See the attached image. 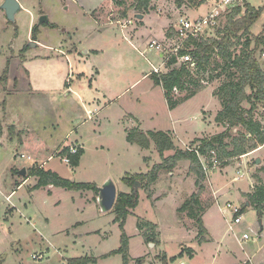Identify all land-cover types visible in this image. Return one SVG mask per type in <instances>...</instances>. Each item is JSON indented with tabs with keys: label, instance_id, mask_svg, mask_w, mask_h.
Listing matches in <instances>:
<instances>
[{
	"label": "rangeland",
	"instance_id": "obj_1",
	"mask_svg": "<svg viewBox=\"0 0 264 264\" xmlns=\"http://www.w3.org/2000/svg\"><path fill=\"white\" fill-rule=\"evenodd\" d=\"M111 1L116 18H121L123 10L130 9L135 3V0ZM157 1L158 4L155 1L153 4L160 10L152 14L167 21L168 24L162 27L165 38L180 16L193 19L209 15L215 7L212 1L205 3L206 0ZM244 1L262 10L261 18L251 29V35L256 37L264 27V0ZM21 2L24 8L16 15L15 22L0 12V131L4 130L7 135V138L0 139V264H73L75 258L87 259L86 264H123L121 254H112L120 248L123 234L119 223H114L116 214L101 211L99 201H95V192L56 188L50 197L44 189L32 190V185L37 183L35 177H30L26 186L17 189L16 182H23L25 178L19 175V171L25 167L29 169L37 162L42 168L45 166V170L55 171L72 182L102 187L112 181L118 194L131 193L132 188L125 178L147 174L157 162L163 163V159H158L153 142L149 149H143L127 141L123 127L130 118L128 113L141 120L142 128L139 123L135 125L140 131L176 129L179 141H175V145L178 149H197L201 146V138L194 139L195 143L188 141L194 138L193 135L199 136L203 129L213 131L215 121L209 128L204 119L209 117L207 112L215 116L217 110L222 109L216 93L226 78L221 75L219 81L199 86L201 93L198 94L194 90L178 95L175 92L178 100L188 102L170 114L160 90H154L155 96L149 93L154 83L151 78L130 87L151 71L148 61L123 39L118 26L102 29L91 21V12L98 6L109 4V0ZM42 14H46L48 23L54 27L40 25ZM130 18L137 21L135 15ZM149 21L147 25L152 29L164 24ZM225 23L224 18L217 27H223ZM36 26L40 44L32 47L30 42H35L32 30ZM215 33L216 29L210 31L211 36ZM27 45L29 49L24 50ZM66 48L71 51L76 48L78 54H59V50ZM91 49L101 52L93 55ZM140 50L143 51V47ZM147 57L157 64V57ZM27 58L34 61L27 62ZM214 60L222 63L219 58L214 57ZM259 60L264 67V56ZM98 71L102 74L97 85L101 92L92 93L90 84ZM127 88L131 89L110 103L117 93ZM136 96L140 102L136 101ZM94 98L99 100L95 104ZM243 107L249 109L250 105L244 102ZM149 111L157 113L154 121L147 118ZM256 113L255 120L264 127V106L259 105ZM12 123L17 127L11 126ZM218 127V132L225 130ZM188 128L191 136L187 133ZM74 145L83 150L80 167L76 168L62 161L69 157V149ZM37 146L45 148L43 157L36 156L42 151L36 152ZM174 153L171 151L165 156ZM211 154V158L200 156L202 163L210 167L201 195L203 206L215 202L212 182L218 188L225 185L217 192L218 203L205 215L215 242L207 245L203 252L199 247L201 237H197L196 219L189 211L182 216L178 214L186 199L199 191L197 176L190 172V163L181 162L170 173L160 172L157 182L150 188V196L145 184L136 182L139 183V205L125 225L130 264H136L138 259H143V264H244L250 259L252 264H264V213L260 215L255 208L246 207L242 223L236 225L227 207L228 203L243 207L246 201L239 191L249 190L252 183L253 186L257 184L254 176L264 181L261 172L264 149L247 159L233 160L225 169H222L224 165H214L216 153ZM241 175L239 181L233 182ZM227 183L230 184L227 186ZM12 191H15L14 195L8 198ZM139 224L143 226L141 234ZM149 224L156 226L155 245L149 241L153 234ZM184 247L195 250V257L190 259L187 251H183V257L172 261ZM165 253L172 258L164 260Z\"/></svg>",
	"mask_w": 264,
	"mask_h": 264
},
{
	"label": "trees",
	"instance_id": "obj_2",
	"mask_svg": "<svg viewBox=\"0 0 264 264\" xmlns=\"http://www.w3.org/2000/svg\"><path fill=\"white\" fill-rule=\"evenodd\" d=\"M153 1L155 0H135L130 9L136 10L141 15L146 14L149 12ZM190 2H193V0H190ZM128 10L123 15H126ZM261 16L262 10L245 3L244 8L238 7L227 15L225 25L217 29L214 36L201 42H192L195 46L193 54L200 65L205 69L213 68L214 71H218V79H220L221 75L226 78V81L216 93L222 109L215 118L217 123L228 127L225 132L201 140V146L189 151L178 149L171 135L166 132H149L145 134L137 128L128 132L127 141L131 144H137L143 149H149L153 142L160 157L163 159V163L154 166L147 174H137L133 177L125 178V182L132 188V192H121L117 196V201L112 211L116 214L115 222L119 223L123 234L120 248L112 254H121L123 256V264L131 263L129 237L125 232V225L128 216L131 215V211L135 210L139 205V192H135L136 182L145 184L144 187L150 196V188L157 182L161 171L170 173L181 162L188 161L190 163V172L197 176L199 191L186 199L179 208L178 214L182 216L188 211L191 213L196 219L199 236L201 237V242H203L206 241L207 235L202 216L206 207L203 206L200 198L205 189L203 184L208 175L203 169L200 156L211 158V153L215 152L217 162L220 165H229L233 160L245 156L258 149L259 146L264 145V127L254 118L255 114H257L258 106H264V70L259 60V57L264 53V27L258 36L253 37L251 35L252 27ZM44 25L54 27L49 23H44ZM37 35L38 26L32 30L34 41H37ZM29 47L27 45L24 50H28ZM215 56L219 57L222 63L215 62ZM175 63V60H171L169 66H173ZM151 77L156 86H162L164 89L170 109H174L184 102V100L173 98L175 89L190 91V88L186 87V83L189 82L191 84L192 82L188 81L185 68L171 70L165 75L152 74ZM195 87L194 93L198 94L201 88L197 85ZM244 102L250 105L249 109L243 107ZM169 151H174V155L165 158V152ZM82 155V149H79L76 155H69L73 168L79 166ZM261 172L264 173V167ZM27 173L24 180L30 177L37 179V184L32 187V190L54 186L72 191H93L97 195L99 194V187L95 184L72 182L62 178L54 171L45 170L38 164L27 169ZM254 178L257 184L252 193L244 195L246 203L242 207V214L246 207L250 206L255 208L260 215L264 213V181L259 176H254ZM20 184L16 182L17 187ZM149 227L153 231L149 241L152 244H156L157 235L154 233L156 226L149 224ZM138 228L142 230L143 226L139 224ZM178 258L174 257L171 260L176 261ZM90 261L96 262V260ZM87 262H89L87 259L72 261L73 264H86ZM136 264H143V259H138Z\"/></svg>",
	"mask_w": 264,
	"mask_h": 264
},
{
	"label": "crops",
	"instance_id": "obj_3",
	"mask_svg": "<svg viewBox=\"0 0 264 264\" xmlns=\"http://www.w3.org/2000/svg\"><path fill=\"white\" fill-rule=\"evenodd\" d=\"M3 1L4 0H0V5L3 3ZM19 1V3H20V5H21V7H22V9L24 8L23 7V4H22V2H21V0H18ZM110 2H109V4H107V5H103V6H101V7H97V8H95L91 13V21L93 22V24L95 25V26H97L98 28H102V29H105V28H109V26H112V25H114V26H118V25H116V24H114L116 21H118V20H122V21H127V20H131V21H133L132 22V24H130V25H126L125 27H123V28H121L120 26H118L119 27V29H120V32H121V34H122V36H123V39L126 41V42H128L131 46H132V48L136 51V52H138L142 57H144L147 61H148V63L150 64V66H151V71L148 73V74H146L145 76H143L140 80H138L137 82H135L134 84H132L130 87L131 88H133L136 84H138L140 81H142V80H148V79H152V74H162V75H165V74H168L171 70H174V69H176L177 70V68H174L173 69V67L172 66H169V64H168V66L165 64V60H163V59H161V55H159L156 51H154V50H149V48H148V44L150 43V41H152V40H157V41H159V42H163L165 39V36L166 35H164V34H162V27H164L165 26V24H168L167 23V21L166 20H164V19H162V18H160L159 17V15L158 14H152V12L153 11H155L156 13L160 10V9H158L157 7H154L155 5L152 3L151 5H150V10H149V12L148 13H146V14H142V16H144V18H143V20H139V19H137V17L138 16H140L141 14L140 13H138L136 10H134V9H125V10H123V13L126 11V10H128V12L126 13V15L124 14L123 15V13H121V18L119 17V18H116L114 15H113V11H114V9H113V4H112V1L111 0H109ZM77 2V1H76ZM155 4H158V1L157 0H155ZM156 6H158L159 7V5H156ZM130 11V12H129ZM0 12H2V14L3 15H5V12L4 11H2L1 9H0ZM41 13V12H40ZM41 15V14H40ZM42 15H46V14H42ZM131 15H135V18H136V20L137 21H135V20H133L132 18H130V16ZM48 19V18H47ZM33 20V19H32ZM149 20H151V21H153V20H155V23H157V21H159V22H163L164 24H163V26H161L160 28L159 27H157L156 26V28L155 29H152V27H149L148 25H147V23L148 24H150V21ZM176 22V21H175ZM34 23H35V20H34ZM41 25V24H40ZM42 25H44V24H42ZM41 25V26H42ZM173 26H174V23H173ZM33 28V27H32ZM38 31H39V29H38ZM171 32H173V30H172V26L170 27V29H169V31H168V33H167V35H169ZM144 37H145V40H144ZM92 38V37H91ZM162 40V41H161ZM37 44H40V41L38 40V36H37V41H35ZM67 44L69 43L68 41L66 42ZM138 46H137V45ZM140 47H143V51H141L140 50ZM67 50H59V54H61V52H63L62 54H65V53H67V54H71V55H74V54H78V49H76V48H74L72 51H71V49H69V48H66ZM100 50H96V49H91V53L93 54V55H98V54H100ZM61 54V55H62ZM87 54H89V51L87 52ZM147 55H152V56H155V57H157V59H158V62H157V64H154L153 62H151L149 59H148V57H147ZM262 56H264V55H262ZM87 58H89L90 57V55L89 56H86ZM33 58H35V57H33ZM33 58H29V60H28V58H27V62L28 61H34V60H32ZM24 63L25 62H23V65H24ZM261 67L263 68V70H264V67L262 66V64H261ZM154 68H158V70H159V72L158 73H156L155 72V70H154ZM93 75V74H92ZM101 76H102V74H101V72L100 71H98L97 72V74H95V77L93 78V82H92V84H90V87H91V92L93 93V92H96V93H99V92H101V89H99V88H97V85L99 84V82H100V79H101ZM152 81H153V79H152ZM153 83V82H152ZM67 85V84H66ZM131 88H127L126 90L124 89V91L122 90V92H120L119 94L117 93V96L113 99V100H111V102L110 103H112L113 101H115V100H117V99H119V98H121V97H123L128 91H129V89H131ZM194 89H196V87H194V88H191L190 89V91L191 90H194ZM154 90H160V94H161V96H163L164 98H166V96H165V91H164V89L162 88V86H155L154 85V83H153V87H152V89H150V91H149V93L152 95V96H155L156 95V91H154ZM178 90V89H177ZM186 92V91H188V90H178V91H174V93H173V98L174 99H177V96H176V94L178 95L179 93H182V92ZM175 92H176V94H175ZM199 93H201V92H199ZM139 95V94H138ZM138 98V99H137ZM136 101L137 102H140V99H139V97L138 96H136ZM96 100L97 101H99L98 99H96V98H94L93 99V104H95L96 103ZM166 102H167V104H168V101H167V98H166ZM188 101H184L183 103H181V104H179L178 106H176L174 109H170V114L171 113H173V112H175V111H177V110H179L181 107H183V105H185L186 103H187ZM220 105H221V103H220ZM205 106V105H204ZM204 106H202L201 108L205 111L206 109H205V107ZM168 107H169V105H168ZM219 108H221V107H219ZM219 111H221V109H219V110H217V112H219ZM97 113L99 112V111H96ZM88 114L89 115H91L92 114V111L91 110H89L88 111ZM129 115H130V118H129V120H128V123L126 124V126H124L123 127V130H124V132H125V138L127 139V136H128V132L129 131H131L132 129H136V127L137 126H135V125H138V123H139V125H140V127L142 128V122H141V120H139V119H136L135 117L136 116H134V114H132V113H128ZM218 114V113H217ZM257 115V114H256ZM210 118H209V117ZM216 116L217 115H212L210 112H207V119L205 118L204 119V123H205V125H207L209 128L211 127V125H212V123H213V120L215 121L213 124V127H214V129H213V131L211 132V131H207V129H203V131L199 134V136H196V135H193V136H191V134H190V129L188 128L187 129V133L189 134V136H191V137H194V138H190V140L188 141V142H192L194 139H200L201 138V140H203V139H206V138H210V137H212V136H217V135H219V134H221V133H223V132H225L226 131V129L228 128L227 126L225 127L224 125H222V124H219V123H217L216 122V120H215V118H216ZM91 118V117H90ZM149 120H150V122L151 121H154L156 118H157V113L156 112H152V111H149V116L147 117ZM212 118V121L210 120ZM135 121H137L136 123H135ZM180 121V120H179ZM14 122H18V121H14ZM221 126V127H224L225 128V130H220L219 132L217 131L218 129H219V127L218 126ZM11 126H13V127H15L16 125H15V123H12L11 124ZM17 127V126H16ZM140 128V129H141ZM139 129V128H138ZM163 128H152V129H148V130H142L141 129V131L143 132V131H145V132H143V133H145V134H147V133H149V132H166V133H169L170 135H171V137L174 139V143H175V141H179L178 140V133H177V130L176 129H173V130H162ZM236 131H237V129H236ZM16 132V131H15ZM71 133V132H70ZM70 133L67 135V137L70 135ZM1 135L2 136H0V139L2 140L3 138H7V135H6V133L4 132V130H2L1 131ZM204 136H206V137H204ZM8 137H9V135H8ZM66 137V138H67ZM65 138V139H66ZM194 143L195 142H197V141H193ZM23 143H24V141H23V139H22V142H21V145H23ZM187 142H185V143H183V144H186ZM264 146V145H263ZM72 147H77V145H74V146H72ZM260 147H262V146H259V148L258 149H256L255 151H253V152H250L249 154H247V155H245V156H242V157H240V158H237V160L238 159H242V160H244V159H247V158H249L251 155H253V154H256V153H258V152H260V151H262L264 148H260ZM154 148V145H153V147H152V149ZM198 148V147H197ZM80 149V148H79ZM42 150V151H41ZM154 150V149H153ZM38 151H41V153H39ZM36 152H38V153H36V156L37 157H43L44 156V153L46 152L45 151V148L43 147V146H41V147H36ZM156 152V154H157V156H158V159H159V157H160V155H159V153H158V151H155ZM169 152H171V151H169ZM166 153H168V152H165V154H164V157L165 158H168V156H165L166 155ZM42 154H43V156H42ZM174 155V154H173ZM170 156H172V155H170ZM169 156V157H170ZM22 158H25V156L24 155H22L21 156ZM29 158V157H28ZM50 159H48V161H49ZM236 160V159H235ZM81 162V161H80ZM45 163L46 162H44V164L43 165H45ZM34 165L35 164H37V162H34L33 163ZM159 164H161V163H159V162H157V164L156 165H159ZM248 164V163H247ZM231 164H229V165H224V166H222V169H225L226 167H228V166H230ZM41 167H42V165H40ZM47 166V165H46ZM155 166V165H154ZM153 166V167H154ZM78 167H80V164H79V166ZM44 169H45V166H44ZM148 169H151V168H148ZM152 170V169H151ZM55 172V171H54ZM212 172H214V170L212 171ZM57 173V172H56ZM142 174H146V173H142ZM214 174H216V171L214 172ZM213 174V175H214ZM238 174H239V172H238ZM208 175V174H207ZM208 177V176H207ZM243 176L241 175L240 177H235L234 179H233V182H237V181H239L241 178H242ZM212 180V179H211ZM29 181H30V179L28 178V179H25L23 182H19V183H21L18 187H17V189L18 188H20V187H22V186H26V184H28L29 183ZM37 184V183H36ZM35 184V185H36ZM211 184H213V188L212 189H214V196H215V202L214 203H212L210 206H207L206 207V209L204 210V212H203V223H204V227H205V229L207 230V235H206V241H203V242H201V244H200V246L199 247H202V251L204 252V250H205V248H207V245H210V244H213L214 242H215V238H214V236H213V234H212V232L210 231V229L207 227V224H206V220H205V215H206V213H208L213 207H215L214 205H215V203H218V201H219V196H217L218 194H217V192L219 193L221 190H223V188H224V186L223 187H221V188H218V187H215V185H214V183L212 182ZM228 184H230V183H227V186H228ZM35 185H32L33 187L35 186ZM255 186H256V184H254V186H253V183L251 184V187H250V189L249 190H246V191H239V194H240V196H241V198L244 200V201H246V198H245V194H250V193H252L253 191H254V189H255ZM56 188L57 187H54V186H49V187H45V188H41V189H39V190H36V191H40V190H42V189H44V190H46V192L48 193V195L50 196V197H53V195L55 194V190H56ZM99 189H100V187H99ZM252 189V190H251ZM86 192H89V191H86ZM14 193H15V191H12L11 192V194H9V197L8 198H11L13 195H14ZM129 193V192H128ZM96 196H95V201L97 202V201H99V194L97 195V194H95ZM191 196H192V194H191ZM201 199V198H200ZM90 200V199H89ZM229 204V203H228ZM100 206V205H99ZM100 209H101V207H100ZM137 209V208H136ZM101 211L102 212H104L102 209H101ZM111 212V211H110ZM105 213H109V212H105ZM134 215L135 213H134V211L132 210L131 211V215ZM232 216V215H231ZM129 217L130 216H128V218H127V221L129 220ZM233 217V216H232ZM243 219V218H242ZM127 221H126V223H127ZM114 223H116L115 222V219H114ZM235 223V222H234ZM242 223V222H241ZM241 223H239V224H241ZM236 224V223H235ZM236 225H238V224H236ZM118 226H119V224H118ZM126 227V226H125ZM231 228V227H230ZM231 230H232V228H231ZM262 231V230H261ZM138 232L141 234V232H142V230H139V228H138ZM137 232V233H138ZM158 233L160 234V231L158 230ZM90 234H91V231H90ZM199 236V233H198V235H197V237ZM160 237H161V234H160ZM247 241V240H246ZM239 243H241L240 241H239ZM151 244V243H150ZM160 244H161V239H160ZM155 245V244H154ZM229 245H231V244H229ZM190 250V251H189ZM183 251H187V255L189 256V258L190 259H193L194 257H195V255H196V252H195V250H193L192 248L191 249H188V248H186V247H184L183 249H182V251H180V253L178 254V256H175V257H183L184 256V253H183ZM181 253H183L182 255H181ZM224 254H227V253H224ZM164 258H167V260H169L170 258H172V257H169L166 253H165V255H164ZM225 257L223 256V258L222 259H224ZM227 258V257H226ZM76 259V258H75ZM75 259H72V260H75ZM244 264H252L251 263V259L250 260H248V261H245L244 262Z\"/></svg>",
	"mask_w": 264,
	"mask_h": 264
},
{
	"label": "built area",
	"instance_id": "obj_4",
	"mask_svg": "<svg viewBox=\"0 0 264 264\" xmlns=\"http://www.w3.org/2000/svg\"><path fill=\"white\" fill-rule=\"evenodd\" d=\"M211 1L215 5L212 13L193 19L180 16L172 27L173 32L167 35V38H165L163 42L152 40L147 45L149 50H154L162 56L161 59L166 61L165 64L167 66L171 60H175L176 63L172 66L173 69L185 68L188 75L187 79L192 82L191 84L189 82L186 83V87L190 89L194 88L195 85L198 87L201 85L209 86L214 81L220 80L217 78V75L219 74L218 71H214L213 68L205 69L200 65L196 56L193 54L195 46L192 42H201L212 37L210 31L213 29H219L217 26L221 23L222 19H226L227 15L232 13L234 9L238 7L244 8L245 5L244 0H206L205 3ZM132 22L133 21L131 20H118L114 24L123 28L126 25L132 24ZM215 57L219 58L217 56ZM154 70L156 73L159 72L158 68H154ZM175 90L178 91L177 89ZM78 150V147H70V155L78 154ZM62 161L66 164H71L69 157H64ZM216 163L218 162L216 161L214 165L218 166ZM214 165L212 166L213 168ZM203 169L206 173H209L210 171V167L205 164H203ZM227 207L232 212L234 222L236 224L241 223L243 216L241 213L242 208L231 203H229ZM179 264L186 263L180 262Z\"/></svg>",
	"mask_w": 264,
	"mask_h": 264
},
{
	"label": "water",
	"instance_id": "obj_5",
	"mask_svg": "<svg viewBox=\"0 0 264 264\" xmlns=\"http://www.w3.org/2000/svg\"><path fill=\"white\" fill-rule=\"evenodd\" d=\"M0 9L5 12L7 19L11 22H15L16 15L22 11V7L18 0H4L0 6ZM144 16L140 15L137 17L139 20H143ZM40 24L48 23L46 16H42L39 21ZM36 42H30V46H36ZM260 163V160H257V164ZM21 177L27 176V168H23L19 171ZM138 184L135 185V192L138 191ZM117 188L112 181L106 182L99 189V205L104 212H110L114 209V206L117 201ZM153 245V244H152Z\"/></svg>",
	"mask_w": 264,
	"mask_h": 264
}]
</instances>
